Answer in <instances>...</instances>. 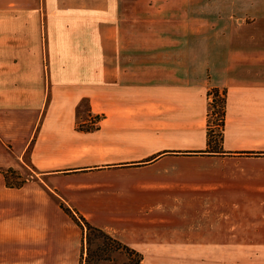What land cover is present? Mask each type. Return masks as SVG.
Here are the masks:
<instances>
[{
  "label": "crops",
  "instance_id": "crops-1",
  "mask_svg": "<svg viewBox=\"0 0 264 264\" xmlns=\"http://www.w3.org/2000/svg\"><path fill=\"white\" fill-rule=\"evenodd\" d=\"M26 155L141 264H264V0H0V161ZM39 209L47 237L0 264H82L78 225Z\"/></svg>",
  "mask_w": 264,
  "mask_h": 264
},
{
  "label": "rangeland",
  "instance_id": "rangeland-1",
  "mask_svg": "<svg viewBox=\"0 0 264 264\" xmlns=\"http://www.w3.org/2000/svg\"><path fill=\"white\" fill-rule=\"evenodd\" d=\"M222 92L220 97H223ZM211 98L213 115L210 119L212 131L215 132L212 139V148L216 149L221 138L224 104L221 100L217 101L213 94ZM88 111V103H82L79 123L84 120L92 121L87 125H80L84 129L92 127L96 123L93 118L88 116ZM17 162H19L18 165ZM15 163L16 171L20 174L21 179L26 180V183L28 182L27 190L29 193L23 196L7 190L1 178L2 172L6 171L10 164L15 165ZM128 175L131 179L143 176L142 173L136 172H129ZM147 176L149 175L147 174ZM40 177L38 171L28 161L27 155L26 161H0V253L23 254L36 252L38 248L35 245V240L39 237H47V235H43L44 227L39 225L47 214L39 209V205L45 207L49 205L50 207L53 203L57 205L65 203L77 212L74 207L68 205L66 198L59 191L55 190L46 179ZM121 178L120 176L114 179L122 180ZM114 179L111 178L110 181L113 182ZM108 182V178L103 179V183L108 184ZM52 222L59 223L54 219ZM64 222L67 225L75 226L68 218H64ZM7 223L11 226L5 229L3 224ZM79 229L83 233L82 264H141L139 255L134 250H129L121 245L117 240L110 239L96 231H84L80 227ZM87 234L90 235L89 243L86 238Z\"/></svg>",
  "mask_w": 264,
  "mask_h": 264
},
{
  "label": "trees",
  "instance_id": "trees-1",
  "mask_svg": "<svg viewBox=\"0 0 264 264\" xmlns=\"http://www.w3.org/2000/svg\"><path fill=\"white\" fill-rule=\"evenodd\" d=\"M212 94H213V96H215L217 101L221 100L223 102V104H224L223 112H222V130H221V133H220L221 138H220V143H219V145H220L222 143V139H223L222 138L223 137V128H224V124H225L224 117H225L226 91L222 92V96L223 97H220L221 96L220 95L221 91L219 89L211 90L209 92V96H212ZM217 98H219V99H217ZM84 102H87V101H84ZM81 106H82V104L80 105V107L78 109V116L80 115ZM212 108H213V106H212V103H211L210 104L209 121H208V137H209V145L213 146L212 139H213V135H214L215 132L212 131V127H211V119L210 118L213 115ZM97 129H98V127H96V126L88 127L87 129L81 128V130L88 131V132L95 131ZM3 173H4V176H5V180H6V186L8 188L19 189V188L23 187L24 184L26 183V180L21 179L20 174L13 168H9L6 171H3ZM60 207L74 221V223L76 225H78L82 230H84V231H86V230H88V231H96V232L100 233L101 235H104L106 237H109L110 239H113L108 234H106L104 231H102L101 229L94 227L84 216H82L78 212L74 211L72 208L68 207L65 203H60ZM86 238H87V241L89 243L90 235L87 234ZM121 245H123V244H121ZM123 246L126 247L127 249L131 250L129 247H127L125 245H123Z\"/></svg>",
  "mask_w": 264,
  "mask_h": 264
}]
</instances>
